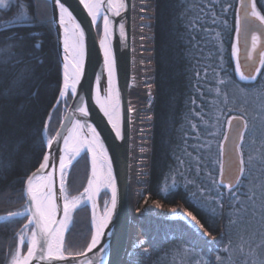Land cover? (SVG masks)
I'll use <instances>...</instances> for the list:
<instances>
[{
  "label": "trees",
  "instance_id": "1",
  "mask_svg": "<svg viewBox=\"0 0 264 264\" xmlns=\"http://www.w3.org/2000/svg\"><path fill=\"white\" fill-rule=\"evenodd\" d=\"M38 1L11 0L0 8V215L25 207L23 181L43 156L44 122L61 83L49 1L41 19ZM256 4L264 15V0ZM237 5L238 0H154L151 154L140 206L180 205L215 239L207 241L185 223L151 221L134 264H254L250 252L264 249V180L250 175L246 132L240 181L232 188L218 181L227 122L234 115L246 118L264 88V64L253 81L236 73ZM59 121L52 113L48 131ZM261 150L264 142L253 147L254 162L263 163ZM83 161L80 172L79 161L72 167L71 194L85 182L89 163ZM25 220L0 221V264H10ZM91 235L85 206L74 212L64 252H82Z\"/></svg>",
  "mask_w": 264,
  "mask_h": 264
},
{
  "label": "water",
  "instance_id": "2",
  "mask_svg": "<svg viewBox=\"0 0 264 264\" xmlns=\"http://www.w3.org/2000/svg\"><path fill=\"white\" fill-rule=\"evenodd\" d=\"M123 7L120 9V15H113L109 9L107 0L104 4V12L109 17V43L116 67V91L119 93L120 104V127L122 136L120 139L115 138V134L111 126L107 122V118L100 111V105L97 101V81L99 76V94L105 88V74L103 67V57L99 47V37L96 32V24L93 23L88 14L87 8L80 3V0H60L68 7L72 13L73 18L80 24L84 31L85 42V70L82 76V87L77 85V92L73 94L71 91V100L66 108L59 125L49 141L45 143L43 158L49 157L48 165L56 166L60 161L63 153L65 143L64 138L68 137L73 125L78 121L80 125H92L97 129L101 135V140L104 144L105 150L109 156L113 174L116 178L118 199L117 207L114 211L112 221L109 228L106 230V236L103 243L108 247L104 252L99 250V246L91 252L87 251V247L80 253L67 254L63 251V245L60 249L59 256L64 259L47 258V253L44 250L45 244L43 239L40 240L36 254L31 258L29 264H123L125 259V252L127 243L129 241V225H130V205H129V136L130 126L128 117V89L131 74L130 62V27H131V0H121ZM51 10V21L55 32L57 42V52L61 62H63V30L59 24L60 9L56 0H49ZM252 0H239L237 7V28L235 52L239 71L246 78H250L256 74L259 69L262 53L264 52V21L260 17L252 15ZM67 17V16H66ZM68 18V17H67ZM123 23V30L121 24ZM71 24V23H70ZM72 26V25H71ZM257 37L255 46H253V37ZM85 108L88 115H82L80 108ZM90 127V126H89ZM245 128V120L240 115H235L229 118L226 133L221 145V164L219 172L220 184L228 187L236 185L241 175V155L239 153V143L241 141L242 133ZM88 129L86 126L83 130ZM88 153V150L84 148ZM39 163V164H40ZM89 178L93 176V164L89 158ZM39 164L28 174L25 179L23 187V195L26 202L24 211L11 213L3 216L1 219L25 215L27 220L25 226L31 225L35 227L34 223H30L31 213L30 197L28 194V180L45 172L46 168L38 171ZM47 165V166H48ZM56 199L62 203V192L58 180L55 183ZM110 201L111 203V192ZM94 204L98 207V196L93 198ZM39 232V229H37ZM44 256L45 258H41Z\"/></svg>",
  "mask_w": 264,
  "mask_h": 264
},
{
  "label": "snow or ice",
  "instance_id": "3",
  "mask_svg": "<svg viewBox=\"0 0 264 264\" xmlns=\"http://www.w3.org/2000/svg\"><path fill=\"white\" fill-rule=\"evenodd\" d=\"M56 3L60 9V18L59 24L61 29L65 34V39L63 41V49L65 52L64 60L67 61L69 56H71L74 63L72 64L73 73L69 77L67 71L64 73V87L61 90V95H64V91L71 88L73 94L77 92V85H82V76L85 70V42L84 36L85 33L81 29L79 23L75 21L72 13L69 11L68 7L64 3H61L60 0H56ZM80 3L84 5L88 10V14L91 17L93 23L96 21L97 14L100 10V5L98 3L89 4L87 0H80ZM6 5V0H0V7ZM123 7L122 4H114L112 0H109V9L113 12V15H120V9ZM254 17H264L259 15L255 10L252 11ZM65 16L68 17V22L72 25V32L69 35L68 23L65 20ZM23 20V17H21ZM123 29V25H121ZM237 31L238 28H237ZM103 32L104 36L100 41V48L103 50V64L104 71L107 74V98L104 102H101L98 98L99 93V80L100 77H96L97 81V103L100 105V111L107 118L108 124L111 126L115 134L116 139H120L122 136V131L119 123V93L116 92V67L115 61L112 54L111 48L108 46V37L110 34L109 29V17L105 15L103 17ZM257 37H253V46H255ZM234 51H237L236 46L234 45ZM264 64V63H262ZM68 65L65 64V69ZM71 79V83L69 80ZM82 115L87 116L88 112L85 108L79 109ZM90 129L91 138L79 142L77 151L79 148L87 147L89 153L92 154V164H93V176L89 179V186L84 189V193L87 194L89 201H92L95 196H97L102 189L110 190L111 192V203L110 206H106L104 213L97 220L95 213H93V232L91 235L90 242L87 245V251L91 252L93 249L98 248L101 252H104L107 249V245L103 243L104 237L106 236V230L109 228L112 221L114 211L117 207L118 199V189L116 178L113 174L112 165L105 150L104 144L101 140V135L95 127L92 125H80L79 121L76 124V127H80L83 130L84 127ZM90 126V127H89ZM70 137L64 138V143L66 148L62 151L67 150L69 145ZM51 144V141H49ZM49 163V157L46 155L42 163L39 164L38 171L44 170ZM70 163V161H69ZM107 163V168L104 171L103 178H98L96 174V166L99 164L103 170L104 165ZM65 157L62 155L60 158V177H61V192H63V182L65 175ZM51 175V174H49ZM28 194L30 197V208L28 211L31 213L30 223H34L35 227L32 230V238L28 241L27 255L23 257L22 260L18 259L14 261V264H29L31 258L36 254L37 248L39 246L40 240L43 239L45 244V251L47 253V258L53 259L58 258L63 260V256H59L60 249L63 245L64 237V228L66 227V222L69 217V208L70 205L66 202L64 204V216L63 219H57L54 215V204L52 197V187L51 184L45 180L44 183L34 186L32 184V178L29 177L28 180ZM74 206V205H73ZM94 206V205H93ZM141 211V209H137ZM187 217L191 218V214L187 213ZM195 224L198 226L197 222L192 219ZM199 227V226H198ZM200 228V227H199ZM39 229V232H37ZM202 235L205 238H211V234L202 231ZM214 239V238H213ZM41 258H45L41 256ZM91 264V262H87Z\"/></svg>",
  "mask_w": 264,
  "mask_h": 264
},
{
  "label": "bare ground",
  "instance_id": "4",
  "mask_svg": "<svg viewBox=\"0 0 264 264\" xmlns=\"http://www.w3.org/2000/svg\"><path fill=\"white\" fill-rule=\"evenodd\" d=\"M132 1V7H131V27H130V64H131V74H130V81H129V89H128V117H129V126H130V136H129V178H130V184L131 188L129 190V205H130V225H129V241L127 243V248L125 254H127L128 246L133 245L137 242L139 232L135 226L137 223V216L132 214V208L134 204L137 202V198L143 193L144 191V185H145V174H146V165L147 162L150 163V154H151V145L149 148V151L146 153L144 150V146L147 144L145 143L144 140V134L148 133V129L150 128V121L146 120L148 119V114L150 111V107L145 105V95H144V90H145V83L149 77V73L147 71V64L148 61L151 60V55H150V42H152V39H150V35L148 37L147 35V27L150 26V21L148 18V15L150 16V6H151V0H131ZM89 4L93 3H98L100 5V10L99 13L97 14L95 24L98 26V23L100 24V34H99V44L101 39L104 36L103 32V17L107 15L104 12V4L105 0H87ZM112 3L114 4H122L121 0H112ZM107 4L109 5V0H107ZM60 18V16H59ZM65 20L68 23V28H69V35L72 32V26L70 22H68V18L65 16ZM149 24V25H148ZM123 25V23L121 24ZM53 27V26H52ZM124 27V25H123ZM123 30V29H122ZM53 33L55 36V32L53 29ZM65 39V34L63 32V41ZM56 40V37H55ZM57 46V42H56ZM108 46L111 48L110 43H109V37H108ZM100 47V46H99ZM100 51L102 53L103 57V50L100 48ZM65 52L64 49H62V57H63V62L61 65V83L59 85V90L57 94V98L52 106L54 108L60 100H62V106H63V112L61 115V118L68 107L70 100H71V94L69 91L71 88L67 89L64 91V95H61V90L64 87V73L67 71L68 76L71 77L73 73V68L72 64L74 61L72 60L71 56H69V59L67 61L64 60ZM67 63L68 67L65 69V64ZM104 67V64H103ZM105 74V88L103 91L99 94V100L101 102H104L107 98L108 92V84H107V74L104 71ZM153 77V75H152ZM153 81V80H152ZM69 83H71V79L69 80ZM116 90V89H115ZM71 92V91H70ZM117 92V91H116ZM154 100V96H153ZM66 102V104H65ZM52 108L50 109L45 122H44V127H43V134H45V131H47V127L49 124V120L52 114ZM152 109V108H151ZM147 110L149 112H147ZM152 114V110H151ZM60 118V120H61ZM119 120H120V112H119ZM60 122V121H59ZM77 124V123H76ZM76 124L73 125L72 129L70 130V133L68 137L69 139V145L67 146V150L63 151L62 155L65 157V164L66 168H69L71 165L72 159L69 156V151L74 150L76 148L77 144L83 140L90 139L91 138V133L90 129H85L81 130L80 127H76ZM152 122H151V132H152ZM57 127L55 128L54 132L51 134L55 133ZM50 136V138H51ZM44 138V140L47 142L49 139ZM224 139V137H223ZM77 141V142H76ZM223 141V140H222ZM44 142V149H45V143ZM79 145V144H78ZM222 145V143H221ZM66 146H64V149ZM78 148V147H77ZM86 148L87 147H83ZM69 150V151H68ZM44 154V153H43ZM89 158L92 162V154L89 153ZM61 155V156H62ZM43 158V156H42ZM41 158V159H42ZM61 158V157H60ZM41 161V160H40ZM70 161V163H69ZM40 163V162H39ZM38 163V164H39ZM107 168V163L104 165L103 170L101 169V166L97 164L96 166V174L98 178H103L104 176V171ZM60 161L58 165L53 166V165H48L46 167L45 172L41 173L40 175H36L35 177L32 178V184L34 186L42 184L47 180L52 187V197H53V204H54V215L56 218L63 219L64 216V204L67 202L70 205L69 208V217L66 222V227L64 228L63 232L65 234V231L67 230L70 222H71V217L75 209L77 208V205L79 202H81L80 196H63L62 194V203L60 204L57 199H56V187L55 183L58 180V183H60L61 187V177H60ZM51 174V175H49ZM28 176V175H27ZM26 176V177H27ZM26 179V178H25ZM23 181V187H24V182ZM89 182V180H88ZM89 184H87V187ZM23 187H22V193H23ZM110 190L107 189H102L100 193L97 195L98 196V204L99 207L102 208L106 204L105 200V193ZM84 199L87 203V205L90 207L91 214H92V227H93V213H95L97 220L99 219L100 216L103 214L99 211L98 207L94 204L93 200L89 201L87 198V194L84 193ZM80 204V203H79ZM74 205V206H73ZM94 205V206H93ZM166 206V205H165ZM184 209V208H183ZM13 213V212H11ZM11 213H6L0 215V221L2 220L1 218L3 216H7ZM17 216H24V215H17ZM164 220H169L174 222L175 224L179 223H185L182 218L178 219H164ZM199 223V222H198ZM212 239L207 241L212 242L215 237L211 236ZM214 238V239H213ZM60 253V252H59ZM18 254V259L22 260L25 255H27V249L25 250H19L17 252ZM59 255V254H58ZM124 262V261H123Z\"/></svg>",
  "mask_w": 264,
  "mask_h": 264
},
{
  "label": "rangeland",
  "instance_id": "5",
  "mask_svg": "<svg viewBox=\"0 0 264 264\" xmlns=\"http://www.w3.org/2000/svg\"><path fill=\"white\" fill-rule=\"evenodd\" d=\"M11 0H6V5L4 7H6L8 5V3ZM44 1L47 0H39V4L40 7L38 8V19L43 18V14H44ZM151 6H150V16L148 15L149 21H150V26L147 27V35L149 37V35L151 36L150 39H152V35H153V6H154V0H151ZM37 6V5H36ZM4 7H0L1 9ZM252 11H256L257 13H259V15L264 16L261 11L258 9L257 4L255 2V0H252ZM0 9V10H1ZM21 9V8H20ZM23 10V13H25V10L22 8L21 11ZM2 11V10H1ZM261 19L264 20V17H260ZM149 25V24H148ZM100 30V24L98 23L97 26ZM236 45V44H234ZM150 55H151V60L148 61L147 64V71L149 73V77L145 83V90H144V103L145 105L150 107V112L147 110V112H149L148 114H146V116H148V119L150 121V128L148 129V133H145L144 135V140L145 143L147 144L146 146H144V150L146 151V153L149 151L150 148V144H151V122H152V114H151V108H152V103H153V96H154V86H153V51H152V42H150ZM234 49V47H233ZM264 63V52L262 53V58H261V63L259 66L258 71L256 72V74L250 78H245L242 73L239 71L238 69V64L235 60V68H236V73L238 75V77L242 80H247V81H253L257 78L261 68L263 67ZM261 93L259 94V99L258 102L259 104L256 105L253 109L254 110H249L247 112V116L245 118L246 120V133H247V138H248V148L250 150V175L254 178H257V181H261L263 182L264 180V159L262 160L263 163L261 161H256L254 162V153H253V147L255 146V144L261 145L264 142V88L263 90L260 91ZM66 104V102H65ZM63 112V106H62V100L59 101V103L52 108V113L53 114H58V116L62 115ZM244 117V116H243ZM54 126V123L52 125V127ZM245 133V130H244ZM52 134V130L48 131V127H47V131H45V134H43V137L48 139L50 138ZM243 138V137H242ZM45 139V140H46ZM242 140V139H241ZM77 142V141H76ZM79 144V143H78ZM78 144L76 146V148H74V150L69 151V156L72 159L71 165L69 166V168H67V170L65 171V175H64V182H63V196H80V198L82 199L81 202L78 203L77 208L75 209H84L85 206L87 207L88 210V219H89V224L90 227L92 228V214H91V210L90 207L87 205L85 199H84V189L87 187L88 184V173L85 177V182L83 181V184L81 185L80 189L75 192V193H70V189L72 187H76V183L73 180H70V175H71V170L72 167L74 165V163L76 161L78 162V168H77V172H80L81 170V166H82V160H85L87 162L88 160V156L87 154H85L84 148H79V150L77 151V147ZM263 148V147H261ZM264 152V150H261ZM84 152V153H83ZM240 153L242 154V149L240 147ZM87 159V160H86ZM83 161V162H85ZM89 163V161H88ZM89 165V164H88ZM88 169V168H87ZM148 170H149V162H147L146 165V174H145V185H144V191L143 193L137 198V202L134 204L132 208V214L137 216V223L135 224L138 232H139V236H138V240L135 244L128 246V250H127V254L125 255V259L123 264H132L134 259H137L136 255L140 252L144 251V247L142 246V243L144 241V233H143V229H145L146 225L148 222H156L164 219H178V218H182L185 222V224L189 225L196 233L202 235V231H205L204 228L200 225V223H198L195 218L193 217V215L186 209H183L184 207H181L180 205L177 206H165L163 204L160 203H153V204H148L146 206H140V202L142 200V198L145 195V191L147 188V179H148ZM256 171H258L260 173V175H256ZM79 179V178H78ZM82 178H80L81 180ZM131 181V180H130ZM131 188V184L129 186V190ZM107 196H106V204L102 207L99 208V211L103 214L105 207L109 206V193L106 192ZM137 209H141V211H137ZM74 211V212H75ZM74 212L72 214L71 217V222L70 225L67 228V231L69 229V227L72 224L73 221V216H74ZM190 213L191 214V218L187 217L186 214ZM192 219H194L198 226L195 224L194 221H192ZM147 229V228H146ZM66 231V232H67ZM147 230H145L146 232ZM206 232V231H205ZM207 233V232H206ZM203 236V235H202ZM32 238V228L30 227H26V228H20L18 233H17V240H16V247H15V251H14V255L11 259L10 264H14V261L17 260V258L19 257L17 254V250L19 248V242H23L22 245L26 242L28 243V241ZM211 238H209V240H211ZM27 240V241H26ZM207 240V239H206ZM26 241V242H25ZM21 245V246H22ZM258 253H253L252 251L250 252V255L248 257L249 260H253L254 264H264V249L257 251ZM134 264V263H133Z\"/></svg>",
  "mask_w": 264,
  "mask_h": 264
}]
</instances>
